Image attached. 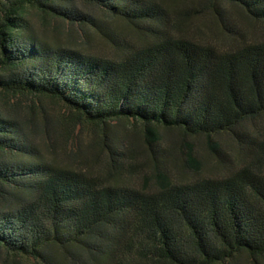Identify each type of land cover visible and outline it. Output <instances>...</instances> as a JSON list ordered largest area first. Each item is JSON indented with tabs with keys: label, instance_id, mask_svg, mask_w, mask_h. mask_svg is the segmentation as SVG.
I'll return each mask as SVG.
<instances>
[{
	"label": "trees",
	"instance_id": "trees-1",
	"mask_svg": "<svg viewBox=\"0 0 264 264\" xmlns=\"http://www.w3.org/2000/svg\"><path fill=\"white\" fill-rule=\"evenodd\" d=\"M175 1L82 0L95 14L74 0H0V90L61 102L105 154L104 174L32 156V134L49 135V121L0 108L4 264H263L264 133L251 145L244 129L264 120V37L220 49L186 36L182 24L200 13ZM215 1L205 8L223 28ZM222 1L264 22V0ZM29 6L76 25L83 41L96 33L114 56L38 38ZM222 132L250 156L230 174L179 181L159 164L165 138L198 171L195 136L221 161L214 137ZM140 155L151 164L144 188L120 179Z\"/></svg>",
	"mask_w": 264,
	"mask_h": 264
},
{
	"label": "rangeland",
	"instance_id": "rangeland-1",
	"mask_svg": "<svg viewBox=\"0 0 264 264\" xmlns=\"http://www.w3.org/2000/svg\"><path fill=\"white\" fill-rule=\"evenodd\" d=\"M81 7L92 11L95 14H100L97 7L89 6L82 0H74ZM216 6L222 11V20L225 27H221L219 18L215 14V9L210 7L205 8L204 0H176L173 4L176 8H185L199 16H190L189 23L185 22L181 26L180 32L186 36L194 39L210 42L220 49H229L234 45L242 42L256 41L264 37V22H254L242 14L237 6L229 5L222 0H216ZM186 9V8H185ZM25 18L29 22L31 30L38 38H42L48 42L74 46L85 51L93 53L114 56L115 49L103 41L96 33L90 32V35L83 41L80 36V30L76 25L67 24L56 18L44 15L34 7L29 6L25 11ZM192 13V14H193ZM215 14V16H214ZM215 18H218L217 21ZM233 34V35H231ZM137 40L136 37H131ZM0 108L5 113H12L20 119L27 121L32 118L34 122H41L44 117L49 121V135H44L42 131L35 130L32 141V156L54 158L56 161L69 166L86 169L92 174H104L105 170V154L98 149H91L89 143L94 140L91 130L86 128L83 122L77 120L70 110H68L61 102L41 96H25L12 93H6L0 90ZM32 108V109H31ZM31 109V110H30ZM114 123V122H112ZM245 133L247 139H260L264 133V120L258 118L256 121L248 120L245 123ZM122 126H117L120 132ZM171 132L170 136H173ZM174 137H176L174 135ZM188 138V137H187ZM194 138V139H193ZM189 137L194 144V154L202 161L198 171L191 170L187 165H182L181 153L187 150H181V145L174 144L171 140H164L161 142L162 149L160 157H167V161H161L159 164L165 169L171 171V178L179 181H189L195 178L213 176L221 177L230 174L231 172L242 167L250 161L248 149L239 150L237 141L239 140L229 132H222L214 139H218L220 145L218 150L221 153V161L214 159L211 151L206 147L203 137L195 136ZM242 140V139H241ZM239 142V141H238ZM245 145V144H244ZM81 149L79 153L74 152L76 149ZM117 147L116 151H120ZM249 148V147H248ZM94 150V151H93ZM92 152V153H91ZM99 153L98 159L92 158L85 160L88 155L95 156ZM243 153V154H241ZM79 154V155H76ZM81 157V158H80ZM160 159V158H159ZM92 160V161H91ZM120 162V161H119ZM144 157L142 155L135 158L134 168L121 176V181L124 183L144 188V174L150 170L151 164H144ZM260 174L264 175V162L262 163ZM152 182L147 185L148 188L152 186ZM6 261L0 257V264ZM240 264H250L247 258H241ZM264 264V262H262Z\"/></svg>",
	"mask_w": 264,
	"mask_h": 264
}]
</instances>
